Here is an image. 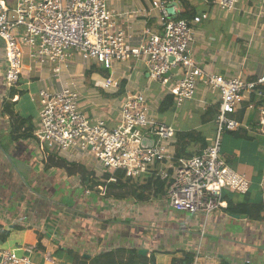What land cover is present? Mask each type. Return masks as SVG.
I'll use <instances>...</instances> for the list:
<instances>
[{"label":"crops","instance_id":"0c3cea01","mask_svg":"<svg viewBox=\"0 0 264 264\" xmlns=\"http://www.w3.org/2000/svg\"><path fill=\"white\" fill-rule=\"evenodd\" d=\"M186 1L196 16H208L196 28L198 66L209 74L252 82L264 76V0H241L233 13L219 10L216 0ZM4 2L14 6L17 0ZM176 4L175 16L181 6L179 1ZM111 8L115 26L131 35L135 44L146 28L159 30V13L152 8V0H114ZM23 67L19 86L13 88L17 95L10 99L13 89L5 83V44L0 40V187L5 192L0 197V234L9 233L7 240L0 242V250L25 255L34 249L31 259L36 264H98L105 254L127 261L132 251L141 250L148 252L147 259H154L151 264H187V256L194 258L198 251L210 264H264V220H237L223 209L209 217L178 212L170 207L166 195L145 200L123 198L119 189L101 185L104 181L94 177L95 162L68 164L49 155L34 137L40 91L58 92L80 81V106L89 118L104 120L115 129L122 101L144 94L155 121L175 128L182 136L194 133L195 139L204 138L208 146L216 134L207 126L216 124H203V116L207 109L219 107L217 93L200 82L196 101L177 108L174 99L166 96L165 87L152 81L146 65L137 60L116 63L106 70L73 54L69 67L56 76L55 65L34 62L27 51ZM110 76L119 84L116 93L104 88ZM180 78L176 70L173 80ZM201 100L205 108L198 106ZM8 102L16 117L5 110ZM249 102L257 100H244L242 110L234 116L244 125L239 134L230 135L239 141L238 150L228 156L222 146V154L228 165L235 162L252 173L251 193L245 198L264 203L261 194L253 192L255 179L262 181L264 176V134L257 127L261 105L257 103L250 111ZM13 120L17 127L21 120H31L32 137L14 142ZM27 127H21L18 135H24ZM182 144L180 138L174 146L179 158H191L202 150L197 142L184 150ZM96 181L100 185L95 186ZM243 199L234 200L241 203Z\"/></svg>","mask_w":264,"mask_h":264},{"label":"built area","instance_id":"2783aa9c","mask_svg":"<svg viewBox=\"0 0 264 264\" xmlns=\"http://www.w3.org/2000/svg\"><path fill=\"white\" fill-rule=\"evenodd\" d=\"M114 0H17L9 6L0 0V40L5 44V83L9 90L17 88L23 75L27 51L41 65H55L59 76L69 67L73 54L87 62H96L106 70L116 63L137 60L144 63L152 81L165 87L166 96L177 108L196 101L199 83L219 96V115L215 121L216 136L209 145L191 158H177L174 146L177 130L158 123L150 114L144 94L125 98L120 105L119 125L115 129L106 122L86 116L80 106V81L53 92L40 91V113L34 137L43 150L68 164L95 162L94 177L116 183V174L143 181L154 176L167 183L165 199L178 212L204 213L207 217L221 211L225 189L246 195L252 181L229 167L222 154L223 137L238 132L244 125L234 116L242 110V102L251 97L250 111L261 104L258 131L264 134V76L257 81L242 77L226 78L206 73L195 61L196 28L208 16L192 20L177 19L165 0H152L159 13V30L146 28L135 44L134 38L115 26L111 6ZM241 0H216L219 10L236 12ZM178 70L180 79L173 80ZM107 93H116L119 84L109 77L104 82ZM198 106L205 108L203 100ZM263 104V105H262ZM250 130V128H249ZM152 139V147L143 141ZM110 178L106 180V176ZM264 199V176L260 183ZM19 255L0 250V264H36L31 259L34 249ZM191 264H210L198 251Z\"/></svg>","mask_w":264,"mask_h":264},{"label":"trees","instance_id":"16d2710c","mask_svg":"<svg viewBox=\"0 0 264 264\" xmlns=\"http://www.w3.org/2000/svg\"><path fill=\"white\" fill-rule=\"evenodd\" d=\"M168 3H176L179 1L181 4L180 8L177 10V19H183V20H192L196 14L195 12L191 9L189 3L186 0H165ZM17 95L16 90H11V93L9 95V98L12 99L14 96ZM169 103H172V99L168 98ZM261 105V104H260ZM166 108V103L164 104ZM11 104L8 102L6 104L5 110L11 114V117H16L14 113L10 110L11 109ZM219 108H209L207 109L205 115L203 116V124H206L210 121H216L218 115H219ZM161 108V111H163ZM165 111V110H164ZM210 116V117H209ZM20 127H17L16 124L14 125V120H13V126L15 127V132H12L14 135L13 136V141H19L20 138L24 139H29L32 137V127H31V120H21L19 123ZM23 125V126H22ZM26 131L24 135H18L20 132L21 127H25ZM226 134H229L231 136H234L235 134H239L238 132H227ZM183 142L182 148L183 150L186 149V145L192 143V142H197L200 143L201 149H204L207 147V143L205 142L204 138H198L195 139L194 133L193 134H186L182 136V134H177L178 140ZM177 157H181L179 154H177ZM117 178L116 183H108L103 182L101 185H106L108 188L117 190L119 189L123 194H119V196H122L123 198L126 197H133L137 200H145L146 198L150 197H162L166 195L167 193V183L166 182H161L160 180H155L154 176L148 177L146 180L143 181H135L131 179L125 178L123 173H118L115 175ZM110 178L109 175L106 176V180ZM96 181L94 183L95 186L100 185ZM252 189V188H251ZM251 191L246 194V195H241V197H244L243 201L241 203H237L234 198H232L230 195H223V200L227 203L226 207L223 208V211L230 215V216H246L248 219L252 221H262L264 220V203H256V202H251L249 199H246L245 197H248L250 195ZM9 237V233H1L0 234V242L4 243L7 238ZM187 264H191L193 261V256L188 255L186 258ZM155 263L154 259H147V257L141 256L138 252L132 251L130 253V258L127 261L124 260H117L115 257V254H105L98 260V264H151Z\"/></svg>","mask_w":264,"mask_h":264},{"label":"rangeland","instance_id":"374dc122","mask_svg":"<svg viewBox=\"0 0 264 264\" xmlns=\"http://www.w3.org/2000/svg\"><path fill=\"white\" fill-rule=\"evenodd\" d=\"M207 128L208 129H212V130H210V133H213V135L216 134V127H214V126H207ZM223 139H224V143H223V154L224 155L231 156L233 152H236L238 150V148L240 146V143H239V141H233L231 139L230 135H228V134H225L224 137H223ZM263 146H264V143H263ZM229 166H230L231 169H233L238 174L245 175L249 181H252V173L250 171L245 170L244 168L238 166L237 164H235V162L234 163L231 162V164H229ZM259 181L260 180L258 178L255 179V187L253 189V192L254 193H257L258 192L262 196V193L260 191V183H261V181L260 182ZM1 188L2 187H0V197L1 196H4V194H5L4 187L2 189ZM79 193L80 192H78V196H80ZM224 193H225V195H230L234 199L237 198V197H241V195L239 193L234 192V191H231L229 189H225L224 190ZM76 206H77V204H76Z\"/></svg>","mask_w":264,"mask_h":264},{"label":"water","instance_id":"95a60500","mask_svg":"<svg viewBox=\"0 0 264 264\" xmlns=\"http://www.w3.org/2000/svg\"><path fill=\"white\" fill-rule=\"evenodd\" d=\"M176 3H171L170 5H169V11H170V13L174 16V17H176L175 16V7H176ZM152 145H153V142L152 141H149V140H144L143 141V146L144 147H152ZM235 219H237V220H245L247 217L246 216H233ZM139 254L141 255V256H147L148 255V252L146 251V250H141L140 252H139Z\"/></svg>","mask_w":264,"mask_h":264}]
</instances>
